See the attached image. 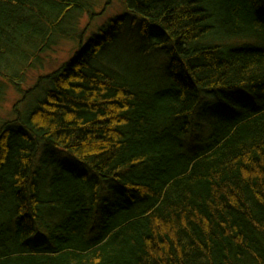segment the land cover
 I'll return each mask as SVG.
<instances>
[{
	"label": "trees",
	"instance_id": "1",
	"mask_svg": "<svg viewBox=\"0 0 264 264\" xmlns=\"http://www.w3.org/2000/svg\"><path fill=\"white\" fill-rule=\"evenodd\" d=\"M126 3L0 0V264H264V0Z\"/></svg>",
	"mask_w": 264,
	"mask_h": 264
},
{
	"label": "rangeland",
	"instance_id": "2",
	"mask_svg": "<svg viewBox=\"0 0 264 264\" xmlns=\"http://www.w3.org/2000/svg\"><path fill=\"white\" fill-rule=\"evenodd\" d=\"M107 1L108 0H99L98 7L96 8V11L99 14L92 21L91 27L88 30L89 36L93 33H98L99 29L105 27L110 19L115 18L116 16H122L124 15V13H127L126 0H111L110 3L106 5ZM83 19L84 22H82V28H85L88 17L85 16L83 17ZM139 27V23L134 24L132 23L131 19L123 25L119 35L120 44L118 45L117 50L120 55H124L125 57H128V59L137 57L138 50H136V40ZM58 43L59 45L55 47V50L45 55L47 58L44 60V63L41 67L31 69L27 73L25 82L22 84V91H25L29 87H32L37 82L39 76L47 74L53 69L59 68L60 65L65 60L69 59L73 55V53L80 47V42L77 40H60ZM112 53L114 55H119L117 52H115L114 49L112 50ZM163 62L164 61L159 58L156 60V65H163ZM161 70L162 69L160 66V71ZM21 97L22 92H19L16 88L13 87V85L8 86V88H6V97L0 105V116L10 119L15 118L14 114H12V109L14 105L21 99ZM25 107L26 104H22L19 109L23 110ZM97 226L98 224L95 223L92 227V230L88 232V236L95 237L96 232H98V230L96 229Z\"/></svg>",
	"mask_w": 264,
	"mask_h": 264
}]
</instances>
